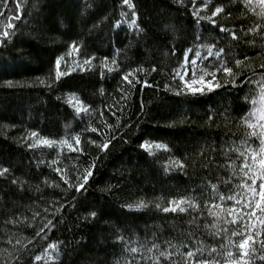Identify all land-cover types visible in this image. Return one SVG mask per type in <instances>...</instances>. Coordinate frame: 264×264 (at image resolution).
<instances>
[{
    "label": "trees",
    "instance_id": "1",
    "mask_svg": "<svg viewBox=\"0 0 264 264\" xmlns=\"http://www.w3.org/2000/svg\"><path fill=\"white\" fill-rule=\"evenodd\" d=\"M245 2L132 0L138 32L122 0H9L7 11L0 0V31L9 16L14 25L0 40V168L9 169L0 175V264L239 258L243 237L232 232L243 231L242 221L226 223V209L258 166L249 149L259 152L260 138L249 134L259 128L245 119L258 123L251 109L264 89V11ZM187 54L207 79L220 69L218 88L192 95L181 87L173 76ZM57 57L66 73L59 81ZM105 57L115 70L101 78ZM128 72L133 86L122 79ZM42 139L51 146L37 144ZM180 198L185 211H163ZM49 221L54 227L45 228ZM261 239L264 232L246 257L251 264H264ZM188 251L195 255L186 258ZM162 252L171 257L157 261Z\"/></svg>",
    "mask_w": 264,
    "mask_h": 264
},
{
    "label": "snow or ice",
    "instance_id": "2",
    "mask_svg": "<svg viewBox=\"0 0 264 264\" xmlns=\"http://www.w3.org/2000/svg\"><path fill=\"white\" fill-rule=\"evenodd\" d=\"M250 2V0H249ZM259 4L264 7V0H258ZM4 10H8V3L9 0H2ZM193 3H195V0H193ZM122 4L127 6L128 9H130V14L132 17V20L130 21V27L135 26L136 30L138 32L142 31V29L139 28L137 24V12L135 10V5L132 3V0H122ZM16 10H19V3H16ZM222 9L220 7H217L215 11L212 13L213 16H216L217 13L221 12ZM193 14L196 16H199V10L195 9L193 10ZM9 23L6 26V28L2 31H0V40H5L11 35L10 29L14 27V25L11 23L13 20L12 16L8 17ZM16 19H19V16L16 17ZM210 19V18H206ZM120 21H117V24H119ZM212 24H215V20H211ZM222 31H227L226 29L221 28ZM233 36H235V33H233ZM72 49L75 51H79V45H77L75 42L72 44ZM188 53L191 52V49L186 50ZM211 54V53H210ZM199 52L196 53V56H199ZM219 55V53H217ZM91 57L88 58L87 63H90ZM63 58L57 57L55 61L56 65V71H55V78L57 81L60 80V78L66 73L62 72L60 70L61 63ZM108 58L105 57L104 61L101 63V78L104 77L105 70L109 73L113 72L115 69L110 68L108 66ZM113 64H115V60L112 61ZM235 63L239 65L241 63L240 60H236ZM195 60H189L186 56L184 64L181 66V69L179 72H176L173 76L174 79H179L181 83V87L188 93L192 95L196 94H202L207 91H213L214 89L218 88L219 82L216 81V72L220 71V69H216L215 71L209 73L211 76V79H206L205 76H200V78L197 79H187L186 76L191 69L193 74L195 73ZM261 67H264V65H261ZM222 71L225 74H231L232 68L224 66L222 67ZM132 72L125 73L122 76V79L126 81L129 86H133V81L129 79V76L132 75ZM234 82V81H233ZM136 83H139V80L137 79ZM198 85V86H197ZM144 86H148L147 81H144ZM167 87V86H166ZM264 87V86H262ZM264 99V97H262ZM77 112L82 111L80 108H76ZM253 116H255V112L252 113ZM259 120L264 121V110L261 111ZM245 123L249 125V127L256 129L259 128V133L256 131H253L250 133V136H256L259 135L260 138V150L259 152H256L252 149H249V152L252 157L253 165H258L255 170L254 174L249 177L251 180V184L244 183L243 187L245 189V193L241 195V198L239 200H236L235 197H228V199L233 200V205L230 209H226L228 216H230L232 219L231 221H226V223H232L236 224L237 221H242V224L240 227H242L243 231L241 232H232L233 236H242L243 238L239 241V258H234L233 253L228 252L226 253V258L224 260V264H251L250 261L246 260V257H248L251 253L256 252V248L253 246V244L256 242L257 237L261 235V232H264V123H252L250 119H245ZM110 127V126H109ZM92 131H98V129H92ZM38 133L32 132L30 133V136L35 139L37 137ZM63 143L67 144V141H64ZM75 143L79 145L80 140L79 136H77ZM92 143H95V141H92ZM37 144L40 145H46L51 146L52 141L48 139H42L37 140ZM29 148L33 147V144H28ZM68 147L70 149L73 148L71 144H68ZM102 148L108 147V141H105ZM142 148H150L151 145L148 144H142ZM157 147H167L166 145H157ZM75 151H80L79 148L73 149ZM247 160V157H245ZM52 163H55L53 161ZM179 167H182V165H179ZM244 168H247L249 171H253V166L245 163ZM56 171L59 173L61 170L59 168L56 169ZM9 172L8 168H0V175H6ZM92 175L91 169L85 171L82 182H77L75 185L76 191L79 192L81 189L85 187V183L89 180L90 176ZM245 175L247 176L248 173L245 172ZM15 182V181H14ZM67 182V180H66ZM70 187L72 185H69ZM221 199H224V197H221ZM186 203V201L183 198L180 199H173L169 201V207L164 208V212H183L185 211V208L182 206ZM145 205L143 202L138 207H144ZM63 207V205H61ZM159 207V205H157ZM217 207H221L220 205H217ZM213 215H218V213H213ZM97 213L94 211L91 213V217H96ZM89 217L85 216L84 219L87 220ZM54 227L51 221L48 222V224L45 225V228H51ZM45 228H41L37 232V236H40L44 231ZM219 234V233H217ZM19 243V242H17ZM260 246L262 249H264V239H261L259 241ZM171 247V245H169ZM55 247V245L50 244L49 248ZM158 248V245L153 244V249ZM135 251V249H133ZM149 251H152V249H149ZM195 254L192 251H188L186 253V258H192ZM171 253L162 252L160 253L159 257H157V261H159L161 258H170ZM35 259L39 260L40 257L36 256ZM260 259L264 261V256H261ZM192 264H219L217 260L209 261L208 259H195L192 261Z\"/></svg>",
    "mask_w": 264,
    "mask_h": 264
},
{
    "label": "rangeland",
    "instance_id": "3",
    "mask_svg": "<svg viewBox=\"0 0 264 264\" xmlns=\"http://www.w3.org/2000/svg\"><path fill=\"white\" fill-rule=\"evenodd\" d=\"M246 1L245 3H247V5H249L251 8L255 9V10H258V11H264V7H262L258 0H244ZM187 58H188V54H187ZM196 62H197V58L194 59ZM184 64V63H183ZM196 66V64H195ZM194 66V67H195ZM181 69V67L179 68V70L177 72H179ZM203 73V72H201ZM198 74V73H194L191 71V69L189 70L186 78L187 79H199L200 76H206L205 74ZM207 79V77H205ZM198 86V85H197ZM262 97H264V89H262L260 91V93L256 96L254 102H253V105H252V109H251V116L252 118L257 121L258 123H264V121H261L259 120V116H260V113L262 110H264V99H262ZM255 112V116L252 115V113Z\"/></svg>",
    "mask_w": 264,
    "mask_h": 264
}]
</instances>
